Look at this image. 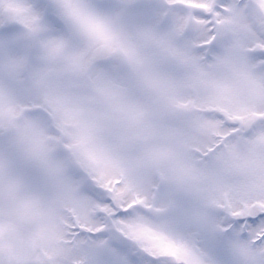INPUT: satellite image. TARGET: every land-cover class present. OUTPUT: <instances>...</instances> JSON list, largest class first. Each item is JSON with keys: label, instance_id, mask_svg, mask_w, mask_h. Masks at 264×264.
<instances>
[{"label": "snow or ice", "instance_id": "snow-or-ice-1", "mask_svg": "<svg viewBox=\"0 0 264 264\" xmlns=\"http://www.w3.org/2000/svg\"><path fill=\"white\" fill-rule=\"evenodd\" d=\"M6 104L0 264H264V0H0Z\"/></svg>", "mask_w": 264, "mask_h": 264}, {"label": "flooded vegetation", "instance_id": "flooded-vegetation-1", "mask_svg": "<svg viewBox=\"0 0 264 264\" xmlns=\"http://www.w3.org/2000/svg\"><path fill=\"white\" fill-rule=\"evenodd\" d=\"M8 106L9 105H5V106H3V107H0V110H3L4 112H3V114H2V116L0 115V122H2L4 119H6L7 118V115H8ZM10 106L14 109L15 107L18 109V110H16V112H17V114L19 115V108L17 107V103H16V101H11V104H10ZM0 126H2V123H0Z\"/></svg>", "mask_w": 264, "mask_h": 264}, {"label": "rangeland", "instance_id": "rangeland-1", "mask_svg": "<svg viewBox=\"0 0 264 264\" xmlns=\"http://www.w3.org/2000/svg\"><path fill=\"white\" fill-rule=\"evenodd\" d=\"M14 110L16 111V110H18L16 107L14 108ZM3 110H0V115L2 116V114H3Z\"/></svg>", "mask_w": 264, "mask_h": 264}]
</instances>
